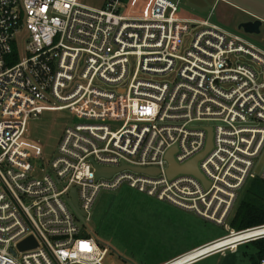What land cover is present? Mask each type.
Returning a JSON list of instances; mask_svg holds the SVG:
<instances>
[{"label":"built area","instance_id":"obj_1","mask_svg":"<svg viewBox=\"0 0 264 264\" xmlns=\"http://www.w3.org/2000/svg\"><path fill=\"white\" fill-rule=\"evenodd\" d=\"M124 8L0 0V264H104L110 248L87 222L99 193L123 185L224 226L223 237L165 264L264 238V225L225 223L249 180H264V50L178 16L179 1L153 0L143 17ZM56 113L68 116L51 155L28 135L31 121ZM209 129L212 148L198 162L208 186L170 177L168 153L187 164L206 150ZM95 166L126 169L106 179ZM238 235L247 238L197 253ZM30 237L37 246L20 250Z\"/></svg>","mask_w":264,"mask_h":264},{"label":"rangeland","instance_id":"obj_2","mask_svg":"<svg viewBox=\"0 0 264 264\" xmlns=\"http://www.w3.org/2000/svg\"><path fill=\"white\" fill-rule=\"evenodd\" d=\"M106 1L79 0L82 5L94 9L103 8ZM173 1H179L178 16H195L196 13L210 16L212 22L224 30L239 34L264 50V0H228L236 5L225 3L226 0ZM124 2V15L143 17L149 13L153 0ZM255 20L262 22L259 34H246L238 29L240 24ZM67 116V113L44 114L34 119L30 123L28 137L44 144L47 154H54L62 133L64 117ZM249 190L252 195L246 203L254 201L256 195L257 206L261 204V212L252 216L245 215L248 207L240 210ZM237 215L241 224L245 225L264 219V186L249 180L239 193L233 212L225 223L232 224ZM87 228L102 244L110 248L104 264H162L227 234L224 226L207 221L194 212L139 193L127 185L114 191L102 190L99 193ZM257 253L256 245L250 242L241 245L235 253H219L196 264H254L252 258Z\"/></svg>","mask_w":264,"mask_h":264},{"label":"water","instance_id":"obj_3","mask_svg":"<svg viewBox=\"0 0 264 264\" xmlns=\"http://www.w3.org/2000/svg\"><path fill=\"white\" fill-rule=\"evenodd\" d=\"M262 25V22L260 20H255L253 22H245L239 25V30L244 31L246 34H259L260 33V27ZM209 137H208V142H207V147L206 150L188 162L187 164L180 166L178 165L173 157V152L174 150L170 151L167 155V160L169 163V170H168V175L170 177H173L177 174H192L199 180H201L206 186H208V183H206V180L204 176L200 173V170L198 168V162L207 154V152L212 148V130L209 129ZM264 164V157L261 159L259 162L257 168H256V173L259 174L260 170L262 168V165ZM96 169V174L97 178H106L110 179L116 172L121 171L123 169H126L125 166H123L120 169H106V168H101L99 166H95ZM135 172L139 173H144V174H157V170H151V169H132ZM72 199L73 202H71V207L74 210H77L78 208V201L76 197V190L73 191L72 193ZM80 220L84 222V218L80 217ZM37 246V243L33 237L28 238L24 242L20 243L19 249L20 250H29L32 248H35Z\"/></svg>","mask_w":264,"mask_h":264},{"label":"trees","instance_id":"obj_4","mask_svg":"<svg viewBox=\"0 0 264 264\" xmlns=\"http://www.w3.org/2000/svg\"><path fill=\"white\" fill-rule=\"evenodd\" d=\"M253 181L255 182V184H257L259 186H262V187L264 186V180H262L260 178H256ZM251 195H252L251 190L247 191V193L243 199V202L241 204V207H240V210L243 207L249 208V209H247V212L245 214L246 216H248V215L252 216L255 213L259 214L261 212L260 208H259L261 204H258L259 206H257V201H256L258 196L254 195V201L252 200L251 203H249V204L246 203V201L250 198ZM262 202H263V199L261 200V203ZM238 214H239V212H238ZM262 225H264V219L254 221L251 224H247V225H245V223L241 224V221L239 220L238 215L234 219L233 223L231 224V226L237 231H243L246 229H250V228H254V227H258V226H262ZM252 243L255 244L257 249H258V253L252 259L254 261V264H259V261L264 257V238L257 240V241H254Z\"/></svg>","mask_w":264,"mask_h":264},{"label":"bare ground","instance_id":"obj_5","mask_svg":"<svg viewBox=\"0 0 264 264\" xmlns=\"http://www.w3.org/2000/svg\"><path fill=\"white\" fill-rule=\"evenodd\" d=\"M245 238H247V236H245V235H238V236H235V237L227 238V239L219 241L216 244H213V246L210 247V248H208V247L203 248V249L199 250L197 253H200V255H203V254H205L207 252H210V251L214 250L215 248L222 247V246H225V245H228V244H233V243L241 241V240H243ZM213 255H215V254H213ZM171 264H182V261L174 262V263H171Z\"/></svg>","mask_w":264,"mask_h":264},{"label":"crops","instance_id":"obj_6","mask_svg":"<svg viewBox=\"0 0 264 264\" xmlns=\"http://www.w3.org/2000/svg\"><path fill=\"white\" fill-rule=\"evenodd\" d=\"M221 1H223V0H221ZM232 1H233V0H232ZM225 3L236 5L235 3L230 2V1H228V0H226ZM201 12H203V11H201ZM248 13H251V12H248ZM251 14H252V13H251ZM181 17H182V18H185V19H189V20H192V19H208V20H210V21L212 22L210 16H208V17H206V16H201V15H199L198 13H196L195 16H193V15H187V14H186V15H182ZM258 19H259V18H258ZM260 20L263 21V18H260ZM212 23H214V22H212ZM214 24L218 25L217 23H214ZM218 26H219V25H218ZM179 256H181V255H179ZM179 256L173 257V258L170 259V260H166V261L163 262L162 264H165V263H167V262H169V261H171V260H173V259H175V258H177V257H179Z\"/></svg>","mask_w":264,"mask_h":264},{"label":"flooded vegetation","instance_id":"obj_7","mask_svg":"<svg viewBox=\"0 0 264 264\" xmlns=\"http://www.w3.org/2000/svg\"><path fill=\"white\" fill-rule=\"evenodd\" d=\"M232 212H233V211H232ZM231 214H232V213H231ZM231 214H230V215H231ZM230 215H229V216H230Z\"/></svg>","mask_w":264,"mask_h":264}]
</instances>
